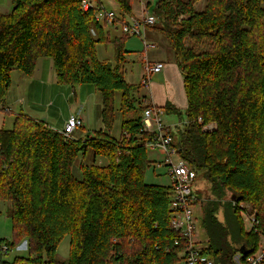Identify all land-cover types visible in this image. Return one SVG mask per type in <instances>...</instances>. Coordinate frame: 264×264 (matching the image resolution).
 <instances>
[{
	"label": "trees",
	"instance_id": "obj_1",
	"mask_svg": "<svg viewBox=\"0 0 264 264\" xmlns=\"http://www.w3.org/2000/svg\"><path fill=\"white\" fill-rule=\"evenodd\" d=\"M12 1L11 13L0 11L1 111H7L12 72L32 76L38 61L48 58L60 84L100 92L106 130L117 93L124 120L120 138L100 130L86 140L67 139L24 114L11 130L0 129V201L11 205L13 227L2 253L23 242L29 251L0 264H181L189 244L172 228V185L145 179L156 163L142 132L143 87L128 84L124 75L130 37L111 39L97 12L83 10L84 0ZM114 1L124 20L134 16L132 0ZM198 2L160 0L153 13L158 22L147 28L168 41L183 77L187 124L173 132V146L197 182L204 174L211 188L206 201L194 190L208 238L205 254L217 264H245L264 235V0H209L201 12ZM110 45L115 62L99 60L98 47ZM211 124L217 129L204 131ZM90 148L108 165H82L79 180L73 167ZM226 192L232 195L224 202ZM232 201L257 209L250 232ZM67 236L71 253L63 262L57 252Z\"/></svg>",
	"mask_w": 264,
	"mask_h": 264
},
{
	"label": "rangeland",
	"instance_id": "obj_2",
	"mask_svg": "<svg viewBox=\"0 0 264 264\" xmlns=\"http://www.w3.org/2000/svg\"><path fill=\"white\" fill-rule=\"evenodd\" d=\"M160 0H144V3L146 4V13H149L152 15L156 11L157 3ZM183 1H189V0H183ZM105 7L107 8L108 11H115L116 13L120 14V8L114 3L113 0H104ZM209 0H199V2L195 5V8L197 11L201 12L203 11ZM132 3L135 8V12L138 13L137 11L139 10L141 14L139 15L142 16V4H140V0H132ZM14 8L13 1L12 0H0V11L3 14H9L12 12ZM137 10V11H136ZM148 29V28H147ZM146 29V30H147ZM151 33H154L158 38H160V42L156 41L154 44L155 46L150 45L149 51L152 53H167L168 55H172L170 48L166 47L164 45V42H166L165 37L157 32L156 30H151ZM148 33L147 39L150 44V36L151 33ZM116 37H122L121 31L118 32H112L111 31V39H115ZM138 44V47L135 48V45ZM126 45V50L130 53V61H127V63L124 66V75L125 79L128 84L130 85H139L141 82V67H140V60L144 58L145 53L148 52L145 51V45L143 43V40L138 38L134 39H127L125 42ZM189 46H193V42H188ZM154 50V51H152ZM98 58L101 61H109L111 63L115 62V51L113 45L110 46H99L98 47ZM48 87L53 85V83H47ZM60 90H66V96L65 99L64 95L60 96L59 99L55 98V89H54V95L52 98L48 97V94H45L44 96L41 97L38 102H32V107L34 108L32 111L33 113L30 114L32 118H36L39 121L46 122L51 127L61 129L63 126L65 127V123L71 118L74 117L75 119L81 120L85 117V120H82L84 123V126L82 128H79L75 131L73 134V138L75 140H86L88 137H92L96 131H100V129L107 131L115 138H120L122 135V124L124 120V116L122 113L118 110L121 107V94L117 93L116 98H115V117L114 121L112 124V127L110 129L106 130L105 125L103 124L102 121V107L101 105H96L99 104L96 98V93L101 101V94L100 92L92 85H76V86H71V85H63L59 84L58 85ZM84 86V87H83ZM83 88H91L96 90L92 96L89 97V92L86 91V89ZM77 92V94H76ZM16 99H19L18 96L15 97ZM54 98H55V106H53L54 103ZM10 103L13 102H6L5 106L9 107L12 110L10 114L5 113L4 111H1L0 107V128L5 129V130H11L14 127V121L17 115L23 114L21 112H18L19 109L17 106L13 107L10 105ZM28 103V102H27ZM89 107L91 108V121L89 122L87 120L88 118V109ZM18 109V110H17ZM26 115V114H24ZM30 117V118H31ZM90 118V117H89ZM63 127V128H64ZM150 159L154 163H159L162 161V155L152 151L148 150ZM86 165V166H106L108 165V160L104 157H95L93 149L90 148L85 156H80L73 167V175L81 180L82 179V173H81V166ZM204 174L198 176V182H196V188L201 191L202 199L207 200L208 198H212V193H211V188L209 183L205 180L203 177ZM204 178V179H203ZM146 182L149 184H154V185H164L168 186L171 181L168 176V170L167 168H157L156 172L154 171L153 166L148 169L146 172ZM230 192H226V197L223 199L224 202L231 197ZM231 200V198H230ZM229 200V201H230ZM233 202V206H243L244 210L247 211L248 215L252 214H258L257 209L253 208L250 204L246 203H235ZM195 215L197 217V238L201 240L202 242L204 241L207 243V235L202 228L201 225V216H202V207L201 205H197L195 207ZM222 215V214H221ZM219 214V219L222 220L223 218ZM245 220V217H244ZM246 230L250 232V227L245 222ZM254 228V227H253ZM13 240V227H12V220H11V205L9 203H5L0 201V260H4L7 262H12L17 256L20 257H28L29 251L26 246V242H23L20 246L12 249L9 251L8 254L3 255L2 253V248L3 241H8L12 242ZM263 239L261 238L260 245L262 243ZM58 255L57 258L60 261L66 262L71 253V246H70V238L67 236L63 239L61 242L59 248H58Z\"/></svg>",
	"mask_w": 264,
	"mask_h": 264
},
{
	"label": "built area",
	"instance_id": "obj_3",
	"mask_svg": "<svg viewBox=\"0 0 264 264\" xmlns=\"http://www.w3.org/2000/svg\"><path fill=\"white\" fill-rule=\"evenodd\" d=\"M82 8L85 12L95 10L96 21L106 29H114L129 37L144 38L148 26H155L158 22L155 15L146 13V4H143V14L140 17L124 18L114 12L108 11L104 5H99L92 0H84ZM119 19L120 23L117 22ZM124 20V22H123ZM165 69L164 63L145 62L142 70L141 86L145 90L151 88L152 79ZM142 100V99H141ZM142 114V132L149 136L148 150L160 151L163 154L162 161L155 164L157 168H167L168 176L173 188L171 198V220L175 232L182 234L188 240V250L183 255L181 264H217L205 254L207 243L197 238V217L195 215V194L197 182L196 171L180 157L178 150L173 146V131L166 124V112L164 108L155 104H144ZM8 111V110H7ZM202 122V119H199ZM83 126V121L71 118L65 125L62 134L67 139H73L74 132ZM216 124L205 126L204 131H214ZM1 145V144H0ZM235 204V203H234ZM241 216L250 230L256 224V214L248 215L243 206H239ZM258 251L247 259L245 264H261L264 260V235ZM6 251V247H4ZM238 261V260H237ZM238 264H242L238 262Z\"/></svg>",
	"mask_w": 264,
	"mask_h": 264
},
{
	"label": "crops",
	"instance_id": "obj_4",
	"mask_svg": "<svg viewBox=\"0 0 264 264\" xmlns=\"http://www.w3.org/2000/svg\"><path fill=\"white\" fill-rule=\"evenodd\" d=\"M102 2H103V5L105 6L106 3L104 2V0H102ZM114 3L116 2L114 1ZM140 4H142L143 6V4H145L144 0H140ZM116 5L119 7L117 3ZM137 12L138 13L135 12V8L133 5V14H134L133 17H139L141 12L139 10ZM107 30L110 32L119 31V30H114V29H107ZM150 31L151 29H147L145 32V37L139 38L143 40V43L145 45L144 46L145 51H148V52H144L145 56L144 58L140 60V67H141L140 70L142 72L143 65L147 61L152 62V63H160V62L164 63L165 69L163 70V72L153 77L151 88L149 90L142 89L139 93V97L142 98L143 106H145L144 104H147V103H151V104L153 103L157 106L164 108L166 112V119H165L166 124L176 135V134H179V131L184 127V125L187 124L186 110L188 107V100H187V95L185 92L184 81H183L181 71L178 65L174 61V56H173L172 51H171L172 55H168L167 53H152L151 54V51L148 50L150 45L155 46L154 44H156L155 43L156 41L160 42V38H158L156 35H154V33H151ZM149 32L151 33L150 44L147 39ZM134 38H138V37H130V39H134ZM165 41L166 42H164V45L167 48L168 47L170 48L168 41L167 40ZM136 47H138V44L135 45V48ZM130 53L126 56V59L131 58ZM127 61H130V60H127ZM11 75H12V84L8 91V94H7V97L4 103L6 104V102L8 101L13 102V103H10L11 106L13 107L17 106L19 109L18 112L26 114L29 117H31L30 114L33 113L32 110L34 109L32 107V102H38V100H40L41 97L44 96L45 94H48V97L52 98L54 95V89L56 93L55 94L56 99H59L60 96L62 95H64V98L62 99H65L66 90H60L61 88H59L58 86L60 83L57 79L55 68H54V62L52 59H48V58L40 59L37 63L36 70L32 76H27L24 73L17 71V70L13 71ZM141 78H142V74H141ZM48 82L53 83V85L48 87V84H47ZM84 89H86V91L89 92L90 94L89 97L92 96L94 92H96V90H94L95 88L94 89L91 88V90L90 88H83V91ZM17 96L19 99L15 98ZM55 98H54L53 106H55V103H56ZM96 98L99 103L96 105H101L102 107V96H101V101H100L96 93ZM0 107H2V105H0ZM5 110H8V111H4L5 113L10 114L13 109L5 106ZM91 111L92 110L89 107L88 118H87L89 122L91 121V115H90ZM71 118H74V117H71ZM32 119L37 120L36 118H32ZM81 120H85V117ZM67 122L65 123V125L67 124ZM44 123L46 124V122ZM83 126H84V123H83ZM49 127L61 133L64 129L63 128L64 126L61 129H57V128L54 129V127H51V126ZM154 152L162 155L163 157L162 152L160 151H154ZM148 156H149V153H148ZM149 159H150V156H149Z\"/></svg>",
	"mask_w": 264,
	"mask_h": 264
},
{
	"label": "water",
	"instance_id": "obj_5",
	"mask_svg": "<svg viewBox=\"0 0 264 264\" xmlns=\"http://www.w3.org/2000/svg\"><path fill=\"white\" fill-rule=\"evenodd\" d=\"M85 146V145H84ZM233 200H235V197H233ZM240 253L243 255V256H246L248 254L247 250L245 248H241L240 250Z\"/></svg>",
	"mask_w": 264,
	"mask_h": 264
}]
</instances>
